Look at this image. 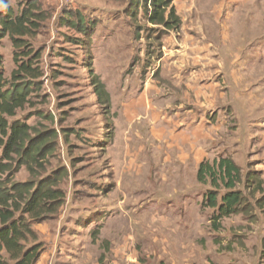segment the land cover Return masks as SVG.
Segmentation results:
<instances>
[{
  "label": "rangeland",
  "instance_id": "1",
  "mask_svg": "<svg viewBox=\"0 0 264 264\" xmlns=\"http://www.w3.org/2000/svg\"><path fill=\"white\" fill-rule=\"evenodd\" d=\"M7 1L46 19L31 40L41 88L7 119L56 137L34 176L12 163L0 179L67 171L60 213L88 228L73 226L75 249L89 253L79 264L97 262L89 246L103 250L100 262L122 253L124 264H264V0H174L176 32L149 22V0ZM64 18L93 26L91 38ZM14 53L4 39L6 81ZM221 157L242 170L243 202L215 231L204 204L212 187L197 171Z\"/></svg>",
  "mask_w": 264,
  "mask_h": 264
},
{
  "label": "trees",
  "instance_id": "2",
  "mask_svg": "<svg viewBox=\"0 0 264 264\" xmlns=\"http://www.w3.org/2000/svg\"><path fill=\"white\" fill-rule=\"evenodd\" d=\"M173 3L174 0H149L146 11L149 22L167 31H178L181 20ZM0 8V46L4 39H10L16 64L11 79L6 81L0 55V176L12 170V163H16V169L26 166L34 176L39 161L54 151L51 142L56 133L37 131L26 122L10 123L7 117H14L19 109L30 104L33 94L41 88L42 54L33 48L31 40L38 28L37 22L46 19L34 5L17 13L7 0H0ZM64 21L79 34L91 38L93 26L89 29L83 19L74 22L64 18ZM94 79L101 102L109 105L105 86L95 76ZM66 173V170H56L38 181L10 185L0 179V253L5 252L13 264H36L39 260L43 244L32 225L59 215L66 201L61 187ZM197 180L212 187L204 196V204L215 210L210 221L214 230L219 231L221 221L238 213L242 205L243 195L237 189L242 170L232 158L204 160L198 167ZM0 264H7L1 256Z\"/></svg>",
  "mask_w": 264,
  "mask_h": 264
},
{
  "label": "crops",
  "instance_id": "3",
  "mask_svg": "<svg viewBox=\"0 0 264 264\" xmlns=\"http://www.w3.org/2000/svg\"><path fill=\"white\" fill-rule=\"evenodd\" d=\"M245 1L246 0H238V4H242ZM233 3L235 2L230 0V4ZM256 13L262 14L260 11ZM261 131L264 132V126L261 127ZM64 216L65 211L60 213L57 218H52L33 227V231L36 233L38 241L43 244L41 256L36 264H79L77 260H82L84 258H86L87 261L89 257V253H87L88 248L75 249L77 242L74 240L76 239V234L73 233L75 229L73 226L80 228L81 231H86L88 228L84 229L83 225L85 224L78 225L68 223V221L65 220L63 221ZM89 249L91 251H95L98 254V259H96L97 262L94 264H124V254L122 253L119 255L118 259L121 262L123 261V263H119V261L110 262V260H108L109 257H106L100 262V251L103 250H101L98 246H89ZM110 250L112 252V248H110ZM88 264L93 263L88 262Z\"/></svg>",
  "mask_w": 264,
  "mask_h": 264
}]
</instances>
